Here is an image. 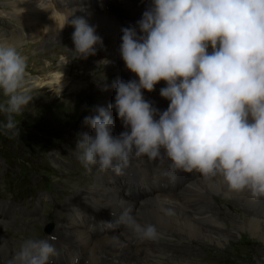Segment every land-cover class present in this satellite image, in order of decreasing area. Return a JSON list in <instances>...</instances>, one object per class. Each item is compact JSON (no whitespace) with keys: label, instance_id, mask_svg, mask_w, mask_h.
I'll return each mask as SVG.
<instances>
[{"label":"clouds","instance_id":"clouds-1","mask_svg":"<svg viewBox=\"0 0 264 264\" xmlns=\"http://www.w3.org/2000/svg\"><path fill=\"white\" fill-rule=\"evenodd\" d=\"M68 23L74 52L95 55L103 44L96 28L82 17ZM122 33L120 55L139 79L113 81L114 103L84 118L93 134H78L83 167L120 174L133 155L166 157L172 170L220 175L231 190L264 198V0H151ZM26 67L15 47L0 44V114L6 117L0 131L12 137L20 135L15 117L33 99ZM161 80L160 95L170 102L163 111L143 94ZM112 110L125 129L119 135ZM120 219L145 238L157 235L154 224H140L130 209ZM54 241L25 240L13 264H50L58 255Z\"/></svg>","mask_w":264,"mask_h":264},{"label":"rangeland","instance_id":"rangeland-1","mask_svg":"<svg viewBox=\"0 0 264 264\" xmlns=\"http://www.w3.org/2000/svg\"><path fill=\"white\" fill-rule=\"evenodd\" d=\"M38 1V5L42 6L40 8L47 9L49 14H52V11L57 10L61 5L60 1L54 8L55 5L51 0ZM2 3L0 1V41L2 30L20 31L24 29L22 23L18 21L20 18L15 16V12L4 10ZM150 3L149 1L147 7ZM35 26L38 29L40 27L39 24ZM32 29L33 31L26 30L29 35L34 33V27ZM25 47L23 46L17 51L27 60L28 79L29 76L34 78L33 81L27 79V86L33 99L23 109L22 114L15 117L17 131L20 135L12 137L0 131V218H2L0 231L7 238V246L5 245L2 249L3 255L18 250L27 239L46 238L47 235L54 237L64 226L69 231L68 223L73 222L74 219L78 222V215L86 218L85 228L91 227L92 221H89L91 211L85 210L84 212L82 205L75 203V196L70 191L71 189L67 191L69 185L73 184H77L79 187L87 186L83 183L88 182L91 185H96V179L101 175H97L98 166L96 169L95 166H92L90 171L86 170L78 159L75 149L78 134L81 133L79 127L83 124L87 113L94 111L97 95L109 97L110 92L114 90L111 87L113 81L123 79L113 68L111 70L108 68L109 60L99 62L98 66H90L89 60L92 55L85 58L74 52L75 45L70 40H67L66 47H60V50L56 49L55 51H52L51 45H44L41 42L32 49L30 47L28 54L24 53ZM44 52L46 55H40ZM35 54L38 56L36 57ZM58 66H62L67 75L65 72L61 75L64 82L59 86V91L62 92L55 93L58 86L55 84L53 71ZM68 78L70 79L68 80ZM72 80L80 83L78 91L73 93L69 90L66 91ZM105 86H107V90H104ZM165 86L166 81L161 80L155 86L154 91L143 90L145 99L152 102L161 111L166 110L170 103L160 95V89ZM4 99L5 97L0 91V101ZM3 123H6V117L0 114V124ZM137 163H129V167L124 168L120 175L116 174L119 176V180L128 184L129 177L126 176V172L131 171L132 165L140 166V163L138 165ZM158 163L160 161L156 162V165ZM92 169H95V177H93ZM107 172L105 171L103 176H106ZM114 173L113 171L111 174ZM152 174L151 171L147 177L149 190L155 189ZM125 184L122 189L123 193L126 188ZM141 187H143L142 184L138 187L135 186L138 189ZM63 189L64 191H62ZM147 193L151 192L147 191ZM198 194V192H194L195 196ZM129 195L131 197L136 195L139 198L135 190L129 192ZM199 199L200 202H206L202 203L205 210L206 208L210 210L212 215L217 213L226 222L238 219L243 216V213H247L244 206L235 200H226L227 203H224L225 199L217 198V196L208 200L196 198V200ZM232 202L238 206L237 211L233 207H229ZM100 216L104 217L101 214ZM108 217L114 220L110 214ZM111 219L105 217V220L103 219L105 223L101 227L108 230L106 225L110 223ZM112 228L108 236L111 233L118 234L122 231L121 227H114L115 231ZM46 230L50 232L47 233ZM131 230L135 231L133 228ZM223 230L229 234L231 228L227 224ZM157 234L155 238H149L150 242L148 243L150 248L156 249L157 254L149 258L147 263L144 260V264H186L188 260L204 264H259L260 261H264V246L262 243L252 240L251 236L232 240L221 249L195 243L193 240L170 230L167 231V229L164 231L157 229ZM10 235H14L15 239H12ZM141 237L143 236L141 235ZM116 249L118 251L120 248ZM66 250L64 249L63 255H61L62 263L71 264L73 256L68 258ZM79 259L82 262L75 259L73 264H90V260H86L84 257H79Z\"/></svg>","mask_w":264,"mask_h":264},{"label":"bare ground","instance_id":"bare-ground-1","mask_svg":"<svg viewBox=\"0 0 264 264\" xmlns=\"http://www.w3.org/2000/svg\"><path fill=\"white\" fill-rule=\"evenodd\" d=\"M0 1L3 2L4 10L15 12V16L20 18L18 21L24 27L20 31L2 30L1 44L11 45L16 50L26 46L24 53L28 54L30 47L32 49V47L34 48L41 42L44 45H51L53 47L52 51H55L60 47H66L67 40L73 41L72 34L75 29L68 21L82 17L96 28V34L102 37L103 40L102 45L96 46V53L89 60L90 66H98L99 62L102 63L105 60H109L108 68L110 70L113 68L119 76L123 77V80L136 79L138 81V76L127 69L120 55L119 47L122 43V29L130 25L135 26L137 23L135 20L136 16L139 14L143 16L144 11L148 8L147 4L151 0H74L75 7L66 8L60 5L57 10L54 9L52 11V14H49L47 9H41V5H38V0V2L36 0ZM60 1L62 2L63 0H55L54 8ZM110 2L112 3L111 6ZM87 4H90V8L83 9L82 5ZM37 24L40 25L39 29L35 26ZM33 27L34 33L29 35L26 30L33 31ZM137 31L139 33L138 28ZM45 52L40 55H46ZM53 72V77L56 80L55 84L58 86L55 89V93L62 92L59 91V86L64 82L61 75L65 72V69L62 66H58ZM65 74L67 75V72ZM29 80L33 81L34 78L29 76ZM79 84L78 81L72 80L66 91L69 90L72 93L78 91ZM115 95V89L110 92L109 97L97 95L94 111L88 112L87 116L97 115V107L107 108L110 103H114ZM82 115L81 117H83ZM111 115L114 121L113 134L119 135L125 129L115 110L111 111ZM79 130L93 134L92 128L86 126L84 122L79 127ZM159 161H149L147 157L138 158L133 155L130 158V164L138 162L140 166L132 165L131 171L126 172V176L129 177V179L127 178L128 184L119 180L118 175L120 174H109L110 170H108L106 176H98L96 185H91L88 181V183H83V185H87L84 187L81 185L79 187L77 184L69 185L67 191L71 189L70 191L74 194L75 199L71 198L74 199L75 203L82 205L84 212L85 210L97 212L104 216L102 217L104 220L105 217L111 219L108 217L110 214L114 218L115 223L114 220L113 223L111 221L108 223L106 220L108 230L101 227L96 232L93 230L94 225L85 228L86 218L78 215V222L74 219L73 222L70 221L68 223L69 231L64 226L54 235V238H56L55 245L59 247V256L53 257L54 262L50 264H64L61 258L64 249H67L65 252L68 254V258L73 256L71 264L74 263L75 259L78 262L81 261L79 257L90 260V264H144V260L147 263L149 258L157 254L156 249L149 247V238L141 237V234L132 231L131 227H126V223L121 221L120 217L126 209L131 210V215L140 224H154L158 230H170L201 245L224 248L232 240H237L243 236H251L252 240L262 243L264 246V198L254 199L247 189L240 192L231 190L220 175L204 177L194 171L193 173L182 172V174H185L180 177L177 174L179 170H175L174 174L170 176L166 172L170 169L169 165L171 162L164 158L162 162L160 161L156 165V162ZM154 169L156 170L155 172L159 173V176L156 178L152 174L155 189L149 190L147 177L151 171L154 172ZM124 184L126 188L123 193ZM141 184L143 187L135 188V186L138 187ZM132 190H136L139 198L136 195L133 197L129 195ZM147 191L151 193H147ZM195 191L199 193L196 196L194 195ZM213 196L225 199L224 203H227L226 200H235L244 206V210L248 214L243 213L240 218L232 219L231 221L227 220L226 222L217 213L212 215L210 210H207V208L205 210L202 203L206 202H200V199L196 200V198L208 200ZM229 207H233L236 211L238 210V206L233 202L229 204ZM126 219L127 217H125ZM206 224L209 225L206 226ZM227 224L231 228L229 234L223 230L227 227ZM114 227H121L122 231L118 234L111 233L108 236L111 228L115 231L116 228L114 229ZM5 245L4 235L0 232V249ZM118 247L120 249L117 251L116 248ZM0 264L13 263L9 258H6L5 262H0ZM186 264L204 263L188 260ZM259 264H264V261H260Z\"/></svg>","mask_w":264,"mask_h":264}]
</instances>
